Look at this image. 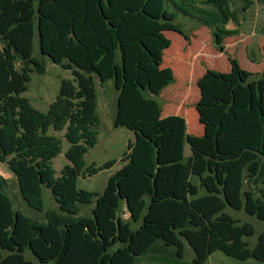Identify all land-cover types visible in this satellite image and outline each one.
I'll return each instance as SVG.
<instances>
[{
    "label": "trees",
    "instance_id": "trees-1",
    "mask_svg": "<svg viewBox=\"0 0 264 264\" xmlns=\"http://www.w3.org/2000/svg\"><path fill=\"white\" fill-rule=\"evenodd\" d=\"M21 7L0 0V163L29 208L44 211L46 186L58 211L45 210L43 220L26 215L0 174V264H35L27 251L41 264H188L184 241L194 254L189 264H203L215 250L264 261V231L249 246L253 225L225 211L264 220V70L254 78L230 58L228 71L207 69L198 78L200 135L187 133L179 114L159 116L153 99L173 81L161 66L170 44L164 31L187 38L175 22L180 14L211 28L221 43L236 19L230 0H37L41 54L66 59L62 67L73 76L42 114L17 97L20 87L11 89L9 49L21 56L30 37L29 21L13 23ZM94 77L113 80L114 123L134 136L101 192L77 187L80 175L95 172L84 162L97 141ZM63 140L67 163L56 175L52 160ZM169 246L170 260L162 255Z\"/></svg>",
    "mask_w": 264,
    "mask_h": 264
},
{
    "label": "rangeland",
    "instance_id": "rangeland-1",
    "mask_svg": "<svg viewBox=\"0 0 264 264\" xmlns=\"http://www.w3.org/2000/svg\"><path fill=\"white\" fill-rule=\"evenodd\" d=\"M21 2L22 7L16 16L14 24L29 21L30 37L22 47L23 54L18 55L14 48H10L13 58L12 90H22L19 99L26 98L30 106L39 114L45 113L50 104L56 99L62 80H71L73 76L70 69L62 67V63L52 61L46 54H41L38 42L37 22V0H15ZM230 5L235 10V21H229L226 28L232 33L225 36L221 43H217L211 28L201 25L195 20L178 15L176 23L181 24L187 38L171 31H164L170 44L163 52L161 66L171 69L173 81L166 85L161 92L153 96L154 101L160 109L159 116L179 114L185 118L187 131L190 134L200 135L202 124L199 122L198 111L195 103L200 98V88L197 84L199 77L207 69L228 71L230 69V58H236L240 66L253 73L257 77L264 70V0H230ZM17 14V13H16ZM4 47V44H3ZM42 67V69H40ZM21 83L19 86L16 84ZM97 94L96 112L99 117L97 123V141L93 147H87L84 154L86 169L94 167L95 172L90 174L84 172L77 179V187L88 191L101 192L106 185L108 177L121 166V157L127 152L128 144L134 140L133 130L125 126H116L114 123L117 109L118 90L114 87L113 80L109 79L102 83L94 77ZM201 128V130H200ZM52 130L45 136H50ZM62 135L61 132L57 133ZM43 137V136H42ZM63 140L60 153L52 160V167L56 175L67 163L63 152L67 147ZM186 155L190 154L186 148ZM85 171V170H84ZM0 174L7 179L6 191L15 207L22 210L26 215L38 219H44L45 210L58 211L51 190L43 186L42 196L44 200V211L39 212L29 208L20 197L16 180L6 166L0 163ZM197 180V179H194ZM89 206L81 207L88 210ZM225 211L239 223L249 222L254 227V233L244 239L253 246L258 235L264 231V220L246 213L243 209H232L226 207ZM128 217L127 213L123 214ZM160 242H157V244ZM183 261L190 263L194 254L186 241ZM174 246L165 247L163 257L171 259ZM26 257L35 264H41L26 252ZM139 264H166L160 261L142 259ZM203 264H264L253 258L241 260L226 255L220 250H215L208 255Z\"/></svg>",
    "mask_w": 264,
    "mask_h": 264
},
{
    "label": "crops",
    "instance_id": "crops-1",
    "mask_svg": "<svg viewBox=\"0 0 264 264\" xmlns=\"http://www.w3.org/2000/svg\"><path fill=\"white\" fill-rule=\"evenodd\" d=\"M200 130H201V128H200ZM186 132L188 133V131H187V123H186ZM202 132H203V128H202V131H201V134H202ZM190 134V133H189ZM193 134V133H192ZM186 148H189L188 147V145L187 144H185V147H184V154H185V152H186ZM63 155H64V152H63ZM186 155V154H185ZM186 156H188V155H186Z\"/></svg>",
    "mask_w": 264,
    "mask_h": 264
}]
</instances>
